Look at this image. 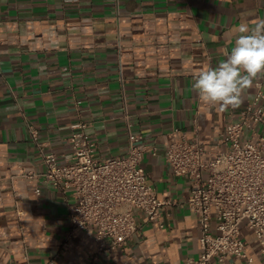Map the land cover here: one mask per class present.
I'll return each mask as SVG.
<instances>
[{
    "label": "crops",
    "instance_id": "0c3cea01",
    "mask_svg": "<svg viewBox=\"0 0 264 264\" xmlns=\"http://www.w3.org/2000/svg\"><path fill=\"white\" fill-rule=\"evenodd\" d=\"M258 18H264V0H0V264L196 258L197 216L185 206L190 181L173 174L165 151L183 133L199 139L206 153L217 151L228 121L259 88L264 93L262 75L240 107L221 111L203 104L192 88L199 70L226 59L233 28ZM79 121L89 125L99 159L123 155L128 130L148 150L156 148L155 155L143 154L141 167L158 198L172 203L162 209L163 227L135 210L137 231L120 251L96 254L92 229L61 247L73 197L24 176L44 171L45 154L64 163ZM243 234L255 264H264L253 232L244 228Z\"/></svg>",
    "mask_w": 264,
    "mask_h": 264
},
{
    "label": "built area",
    "instance_id": "2783aa9c",
    "mask_svg": "<svg viewBox=\"0 0 264 264\" xmlns=\"http://www.w3.org/2000/svg\"><path fill=\"white\" fill-rule=\"evenodd\" d=\"M88 127L83 121L73 126L68 138L71 155L64 163H58L54 153L45 154L44 171L24 176L73 197L68 206L69 231L61 247L68 246L78 231L92 229L96 254H106L131 242L137 231L135 210L163 227L162 209L172 202L158 198L141 167L143 154L151 149L155 155L156 148L148 150L142 136L128 130L126 152L99 159ZM30 132L36 142L37 132L32 128ZM165 160L175 176L190 181L185 206L196 214L200 231V252L185 264H255L243 229L253 232L259 252L264 253V93L260 88L239 116L228 121L217 151L206 153L199 139L189 140L183 133L169 143ZM34 192L38 196L41 189ZM47 264H54V259Z\"/></svg>",
    "mask_w": 264,
    "mask_h": 264
},
{
    "label": "clouds",
    "instance_id": "9594fccd",
    "mask_svg": "<svg viewBox=\"0 0 264 264\" xmlns=\"http://www.w3.org/2000/svg\"><path fill=\"white\" fill-rule=\"evenodd\" d=\"M233 33V46L224 50L226 59L199 70L192 85L203 104L218 106L221 111L240 107L246 90L264 75V18L251 25L241 22Z\"/></svg>",
    "mask_w": 264,
    "mask_h": 264
},
{
    "label": "rangeland",
    "instance_id": "374dc122",
    "mask_svg": "<svg viewBox=\"0 0 264 264\" xmlns=\"http://www.w3.org/2000/svg\"><path fill=\"white\" fill-rule=\"evenodd\" d=\"M245 131H246V133H248V130L247 129ZM241 142H244V139H241Z\"/></svg>",
    "mask_w": 264,
    "mask_h": 264
}]
</instances>
